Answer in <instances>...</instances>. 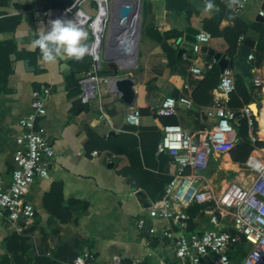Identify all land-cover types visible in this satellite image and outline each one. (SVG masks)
Wrapping results in <instances>:
<instances>
[{"label":"crops","instance_id":"crops-1","mask_svg":"<svg viewBox=\"0 0 264 264\" xmlns=\"http://www.w3.org/2000/svg\"><path fill=\"white\" fill-rule=\"evenodd\" d=\"M127 1L135 10L139 3L140 10L124 53L116 39L119 35L111 27L109 32L114 46V59L109 60L125 64L115 63L119 73L105 60L95 73L99 77L95 97L83 102L79 83L87 72L94 73L91 56L86 54L80 61L60 58L53 63L42 59L39 48L32 50V41L50 25L48 16L34 18L32 12L38 9L44 14L54 9L51 18L55 20L60 17L59 11L71 7L76 0H0V178L6 182L11 179L16 138L21 132L19 118L29 112L34 93L45 86L51 87V93L46 114L37 126L44 130L55 150L48 174L36 178L24 196L35 209L34 217L17 222L0 217V264H12L16 262L14 257L18 258L16 264H27L21 250L9 251L5 245L8 241L20 242L18 237L25 236L24 245L31 247L29 253L42 254L48 264L71 263L83 248L95 253L94 264H110L115 254L122 264H175L166 257L167 239L161 237L166 220L151 218L145 212L151 201L164 194L175 175L170 155L158 152L157 145L164 125L180 124L198 142L216 123L209 115L215 91L210 92L212 102L208 105L179 104L176 114L163 116L165 119L155 114L156 106L173 90L193 101L196 83L204 80L208 72L205 64L214 60L201 51L188 50L178 55L184 27L209 33L211 38L203 46L215 52L226 53L232 44L237 45V52L245 38L254 41L251 64L254 73L262 78L263 87L255 89L252 102L257 103L258 110L263 106L260 123L264 125V23L257 21L261 0H248L240 10L239 0H210L211 9L206 7L209 0ZM78 8L88 15L95 13L91 0L81 1ZM114 8L115 4L112 17ZM62 64L68 66L67 71ZM192 68H200L202 73L196 75ZM117 72L134 81L131 106L110 84L108 75L119 76ZM236 75L235 80L243 79L237 72ZM104 77L109 82L101 81ZM132 107L140 113L137 126L125 119ZM166 120L175 123L164 124ZM91 133L96 134L97 141L90 140ZM231 141L233 145L240 138L235 133ZM250 155L264 158V147ZM115 159L118 161L113 166L107 165ZM210 162L213 166L201 175L212 188L206 179L223 171L209 158ZM226 165L233 164L228 159ZM235 176L240 181L242 173ZM141 217L143 228L137 226ZM198 226L200 231L205 228L200 223Z\"/></svg>","mask_w":264,"mask_h":264},{"label":"built area","instance_id":"built-area-1","mask_svg":"<svg viewBox=\"0 0 264 264\" xmlns=\"http://www.w3.org/2000/svg\"><path fill=\"white\" fill-rule=\"evenodd\" d=\"M81 1L83 0H76L71 7L59 11L58 14L62 18L80 20L83 30L87 33V39L82 43L89 47V55L94 62V73L87 72L79 86L82 101L88 102L96 93L95 82L99 77L95 73L100 70L105 60L111 58L110 20L113 15L112 7L116 5L117 0H91L95 3L93 15H88L78 8ZM247 1L239 0L237 9L244 8ZM54 12V9H49L43 14L41 10L36 9L32 14L34 18L46 15L52 21ZM259 14L262 16L263 12L260 11ZM130 34L128 32L124 35L125 41L130 38ZM195 38L193 51L199 52L210 40L211 35L200 32ZM253 58L250 54L248 62L251 63ZM214 63L215 60L207 62L205 69H212ZM191 72L200 75L202 70L192 68ZM235 76L236 72L230 68L220 73L214 101L209 110V115L216 119V123L203 139L196 142L194 135L180 124H168L162 128L163 137L157 145V151L170 155L175 166V175L166 186L163 196L151 201L145 212L151 218L166 220L167 224L162 229L161 237L167 239L164 244L166 257L175 264H264V158L250 155L245 164L246 170L251 172L249 176L253 174L251 180L228 182L225 187L221 186L218 194L205 184L201 175L207 169L212 151H223L232 145L231 137L236 133L233 122L236 118L235 111L227 104L230 94L235 90ZM108 79L114 89L115 79ZM103 80L108 81L105 77L101 79ZM252 84L255 88L263 87V80L254 73V69ZM50 93V86L35 92L29 112L19 118L21 132L16 138L12 176L9 182L0 178V217L6 216L10 222L34 217L35 209L24 196L36 178L48 174L50 159L55 154L53 144L44 130L37 126L38 120L46 114ZM179 104L190 107L193 101L186 96H178L177 100L168 96L156 106L155 114L174 115ZM262 109L263 106L258 110L256 118L258 138L264 141V134L261 135L264 125L260 123ZM243 112L246 116L252 115L248 106H245ZM125 119L132 126L139 125L138 109L132 107ZM193 204L211 205L210 209L204 210L208 216L209 227L188 236L185 230L190 217L186 209ZM227 216L232 218L233 227L227 228L223 224V219ZM137 226L143 228V217L137 221ZM200 228L199 226L198 229ZM229 229L234 231V235L230 234ZM241 248L246 249L245 254L237 259ZM95 259L92 250L83 248L72 264H94ZM110 264H122L120 256L113 255Z\"/></svg>","mask_w":264,"mask_h":264},{"label":"trees","instance_id":"trees-1","mask_svg":"<svg viewBox=\"0 0 264 264\" xmlns=\"http://www.w3.org/2000/svg\"><path fill=\"white\" fill-rule=\"evenodd\" d=\"M220 20V15L215 18V21L218 22ZM239 35V34H238ZM236 44H232L227 49V52L225 54L229 56L235 55V47ZM130 52V50H127ZM174 51H172V55H174ZM207 75L204 80L198 81L196 84V89L194 90L192 94L193 102L196 105H208L212 102V96L210 92L215 91L216 87L219 83V76H220V69L216 63H214L212 69L207 70ZM237 76V75H236ZM253 85V84H252ZM250 83L245 82L243 79L235 80V92L231 93L228 101V106L235 111V121L233 122V125L235 127V131L237 136L240 138V141L231 145L227 149L223 151H212L210 155V159L214 160L219 165V158L214 156L213 154H219L223 155V163L226 164L228 162V159L234 166H243L246 161L248 160L251 152L255 149H260L264 147V141L258 138V125H257V118L253 115H250L249 117L246 116V114L243 111H240L243 106L251 103L255 97L257 91H255L254 86H252ZM157 116V115H156ZM159 118L165 119V117L158 115ZM164 124L167 123H175L174 121H163ZM155 131V130H154ZM91 141H97L98 138L96 137V134L91 133L90 134ZM222 165V164H221ZM219 166L220 169L228 176L233 177L237 173L235 171L228 172L225 170L223 166ZM243 176V174H242ZM227 183L224 181L222 184ZM162 194V192H160ZM160 194V195H161ZM163 195V194H162ZM161 196H159L160 199ZM210 204H193L190 207L186 209L187 214L189 215V219L187 220V227L185 230L186 235H190L191 233L198 230V224L199 222L197 218L200 216H207V214L204 213V210L210 209ZM20 239V242L17 241H8L6 247L9 251H15L18 253V251L21 250V254H24L28 260L27 264H48V259L43 256L42 254L39 256H32L29 252L31 251V247L28 245H24L27 240V236L25 237H18ZM30 250V251H29ZM246 249L241 248L239 250V255L236 256L237 259L242 258V256L245 254ZM78 255V254H77ZM76 255V256H77ZM74 256L71 259L72 264ZM14 260L16 262L12 264L18 263V258L14 257ZM56 264H64V263H56Z\"/></svg>","mask_w":264,"mask_h":264},{"label":"water","instance_id":"water-1","mask_svg":"<svg viewBox=\"0 0 264 264\" xmlns=\"http://www.w3.org/2000/svg\"><path fill=\"white\" fill-rule=\"evenodd\" d=\"M260 8L261 11L263 12V15L261 16L259 14L257 17V21L264 23V0H261ZM139 10L140 8L138 5H137V9L135 10L134 6H132L127 0H117L114 8L113 17L114 19H116V21H120L122 23L125 22L131 23L133 19H138ZM199 33L200 30H198L197 28H194L192 26L184 27L183 36L181 38L182 41L180 42V48L178 50L179 56L186 53L188 50L190 51L193 50L194 44L196 42L195 37ZM254 45L255 43L253 40L249 38H245L241 43V45L239 46L235 55H233L232 57L225 53L215 52L212 48H209L207 46H202L200 51L211 56L219 66L221 72L226 68L233 69L235 72L241 75L246 82L250 83L253 77V66L250 62H248V56L253 53ZM61 68L66 71L68 70V66L66 64H62ZM108 77L110 78L112 77L115 79L113 83L114 89L121 95L122 101L125 104L131 106L134 101V91H133L134 81L129 76L126 75L125 76L108 75ZM178 96L179 95L175 93V91L173 90L171 93V97L177 100ZM249 108L251 109L252 112L251 114L254 117H257L258 116L257 103L255 102L250 103ZM117 161L118 159H115L108 164L106 163V161H104V163L107 164L108 166H113L114 163ZM229 232L231 235H234V231L232 229H229Z\"/></svg>","mask_w":264,"mask_h":264},{"label":"clouds","instance_id":"clouds-1","mask_svg":"<svg viewBox=\"0 0 264 264\" xmlns=\"http://www.w3.org/2000/svg\"><path fill=\"white\" fill-rule=\"evenodd\" d=\"M206 7H213L210 0ZM86 39L87 33L83 30L80 20L57 18L50 21L46 30L39 32L37 38L32 41V50L39 48L45 62L54 63L60 58L80 61L89 54L88 45L82 43Z\"/></svg>","mask_w":264,"mask_h":264},{"label":"rangeland","instance_id":"rangeland-1","mask_svg":"<svg viewBox=\"0 0 264 264\" xmlns=\"http://www.w3.org/2000/svg\"><path fill=\"white\" fill-rule=\"evenodd\" d=\"M113 18V17H112ZM112 19L110 20V27L112 28ZM126 38V37H125ZM127 41V40H126ZM125 41V42H126ZM115 44V43H114ZM117 45V44H116ZM115 45V46H116ZM123 48L124 49H126L125 48V44H123ZM110 48L112 49V48H114V46L113 45H110ZM110 64H113L112 66L114 67V69L115 70H117L119 73H121L120 71H119V66H122V65H117V64H115V63H111L110 61H112L113 62V60L111 59V60H107ZM128 66V65H127ZM128 67H134V65H132V66H128ZM118 72H117V74H118ZM123 72V71H122ZM124 73V72H123ZM119 76H122V75H120V74H118ZM124 76V75H123ZM214 156H216L217 158H219V165L218 166H220L221 164V166H223L224 168H225V170H227L228 172H230V171H235L237 174V176L239 175V174H243V180L244 181H250L251 180V177H253V174H252V176H249L250 174H251V172L250 171H247L246 170V164H244L243 166H233V165H226V164H224L223 162V155L221 156V155H219V154H213ZM208 166H213V164L210 162L208 165H207V167ZM206 171V170H205ZM222 174H224V175H222ZM222 174L221 175H215V174H211V176H209L208 177V179H206V181H208L209 182V184H210V186L212 187V189L218 194L220 191H221V186H222V183L224 182V181H226L227 183L228 182H237V183H240V181L238 180L237 181V178H236V176H233V177H230V176H228V175H226L225 173H223L222 172ZM221 176V178H219ZM197 220L199 221V222H201V224L205 227V228H207V227H209V224H208V218L206 217V216H202V217H198L197 218ZM223 224L225 225V227H233L234 226V223H233V220H232V218L230 217V216H227V217H225L224 219H223Z\"/></svg>","mask_w":264,"mask_h":264},{"label":"bare ground","instance_id":"bare-ground-1","mask_svg":"<svg viewBox=\"0 0 264 264\" xmlns=\"http://www.w3.org/2000/svg\"><path fill=\"white\" fill-rule=\"evenodd\" d=\"M60 19H70V18H62V17H59ZM137 20L138 19H133L130 22H125V23H122L120 21H116V19H114V17L112 18V32L114 34H117L119 36L116 37V39H119V41L121 42V48L120 50L124 53L125 52V49L123 48V44H125V37L124 35L127 34L129 32V34L135 29L136 27V23H137ZM130 25V26H129ZM120 28H123V32H120ZM128 30V31H126ZM133 33V32H132ZM131 33V34H132ZM130 34V35H131ZM121 36V38H120ZM112 39H113V35L110 34V39H109V42H110V45L112 44ZM110 55H111V58L114 59V56H112V53H111V48H110ZM115 63L119 64V65H122L123 62H120V61H116L114 60ZM125 64V63H123ZM258 153V152H257ZM255 155V154H254ZM243 180V176L240 178V181ZM243 182V181H242ZM227 185V183H224L222 184V187H225Z\"/></svg>","mask_w":264,"mask_h":264}]
</instances>
